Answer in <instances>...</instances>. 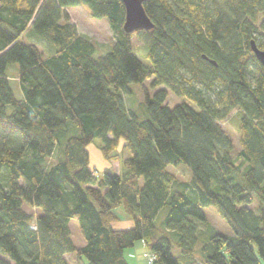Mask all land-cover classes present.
Here are the masks:
<instances>
[{
	"label": "trees",
	"instance_id": "obj_1",
	"mask_svg": "<svg viewBox=\"0 0 264 264\" xmlns=\"http://www.w3.org/2000/svg\"><path fill=\"white\" fill-rule=\"evenodd\" d=\"M78 6L108 23L109 52L96 56L71 23L67 10ZM143 8L153 28L125 34L118 0H0V264H71L72 254L128 264L136 242L152 264H264V65L250 49L253 41L264 51V0H146ZM29 32L53 47L47 57L21 41ZM134 34L148 67L133 53ZM10 64L22 99L9 85ZM147 79L181 103L169 108L159 89L139 112L127 110L122 92ZM234 109L235 156L221 127ZM95 139L109 162L120 160L124 140L123 172L98 177L90 168ZM181 165L187 181L168 170ZM210 206L233 235L209 224ZM118 209L132 227L114 228Z\"/></svg>",
	"mask_w": 264,
	"mask_h": 264
},
{
	"label": "rangeland",
	"instance_id": "obj_2",
	"mask_svg": "<svg viewBox=\"0 0 264 264\" xmlns=\"http://www.w3.org/2000/svg\"><path fill=\"white\" fill-rule=\"evenodd\" d=\"M68 15L70 16L71 23H73L77 31L80 35L85 38L91 40L96 48L95 55H102L111 50V43L114 40V35L111 29L108 26V23L104 19H93L88 10L83 6H78L74 8H69L67 10ZM34 35L33 38L30 36ZM21 41L25 44H34L39 48L44 57H47L48 54L51 53V49L53 47L49 45L46 41H42L40 37L33 32H29L25 34ZM131 46L133 49L134 55L137 59L146 67L150 65L149 61L146 58V46L142 43V41L138 38L136 34L131 37ZM6 76L9 82V85L13 91L14 96L17 99H22L23 94L19 85L18 80V65L10 64L6 67ZM152 79L145 80L142 84H132L129 85L125 92H122V97L124 100L125 107L127 110L138 111L141 105L145 101V96L148 95L151 97L157 90L165 89L167 91L166 104L169 108H173L175 105L181 103V99L176 97L170 90L166 87L161 86L158 88H153L151 86ZM7 113H11V107H6ZM240 112L237 109H234L230 115L221 123L222 129L227 133V135L231 138L232 143L234 145L233 156L236 155V151L239 149V141H238V133L237 128L239 122L241 120V116H239ZM125 142L123 139H119L118 145L116 148V154L119 156V161L109 162L105 160L100 151V141L95 139L92 143H90L87 147V151L89 153V164L90 168L96 170V175L102 176V173L105 171H111L114 173L123 172V161L130 157V153L127 149H124ZM49 162H54V158H51ZM168 170L179 180L187 181L189 179V172L184 168V166L180 167H168ZM142 180L139 181V185L141 186ZM24 211L32 216L40 214L41 210L33 209L28 207L27 204H23ZM118 214L120 215V220L114 223L115 229H127L132 227V222L126 218L125 215L122 214V210L118 209ZM205 217L209 224L219 233H222L227 236L233 235L230 228L227 226L225 221L217 214L215 207H207L203 209ZM160 218L163 217V213L159 215ZM70 229L72 232V239L75 245L79 246L83 243V239L78 230V222L76 219L70 221ZM139 243V244H137ZM140 245V251L134 246ZM134 246L125 252V259L128 264H148V257L144 256L146 254L149 255L143 244L140 242H136ZM129 251L132 252L133 256L131 258L127 257ZM128 252V253H127ZM74 257V258H73ZM68 260L71 264H80L77 260L76 256L72 254V256L68 257Z\"/></svg>",
	"mask_w": 264,
	"mask_h": 264
},
{
	"label": "water",
	"instance_id": "obj_3",
	"mask_svg": "<svg viewBox=\"0 0 264 264\" xmlns=\"http://www.w3.org/2000/svg\"><path fill=\"white\" fill-rule=\"evenodd\" d=\"M124 7L123 31L125 34H132L138 31H149L153 28L152 22L146 16L143 3L146 0H118ZM250 49L262 65H264V51L259 50L253 41L250 42ZM214 64L213 62H211Z\"/></svg>",
	"mask_w": 264,
	"mask_h": 264
},
{
	"label": "crops",
	"instance_id": "obj_4",
	"mask_svg": "<svg viewBox=\"0 0 264 264\" xmlns=\"http://www.w3.org/2000/svg\"><path fill=\"white\" fill-rule=\"evenodd\" d=\"M137 244H139V243H137ZM140 244H142V243H140ZM83 245V243L82 244H80L79 246H82ZM140 245H135L134 246V248L136 247L137 249H138V251H140V249H141V247H139ZM126 252V251H125ZM128 253V252H127ZM133 256V254H132V252L131 251H129V253L127 254V257L128 258H131ZM69 257V256H68ZM68 257H67V259H68ZM80 264H85V262H83V261H80Z\"/></svg>",
	"mask_w": 264,
	"mask_h": 264
},
{
	"label": "built area",
	"instance_id": "obj_5",
	"mask_svg": "<svg viewBox=\"0 0 264 264\" xmlns=\"http://www.w3.org/2000/svg\"><path fill=\"white\" fill-rule=\"evenodd\" d=\"M153 261H154V256L153 255L152 256H149L148 257V264H152Z\"/></svg>",
	"mask_w": 264,
	"mask_h": 264
}]
</instances>
